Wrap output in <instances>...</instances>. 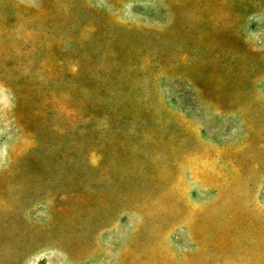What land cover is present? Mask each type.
I'll return each mask as SVG.
<instances>
[{
	"label": "rangeland",
	"instance_id": "obj_1",
	"mask_svg": "<svg viewBox=\"0 0 264 264\" xmlns=\"http://www.w3.org/2000/svg\"><path fill=\"white\" fill-rule=\"evenodd\" d=\"M0 264H264V0H0Z\"/></svg>",
	"mask_w": 264,
	"mask_h": 264
}]
</instances>
